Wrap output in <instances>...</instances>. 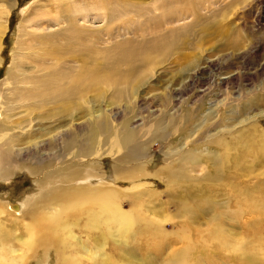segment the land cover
<instances>
[{"label": "bare ground", "instance_id": "bare-ground-1", "mask_svg": "<svg viewBox=\"0 0 264 264\" xmlns=\"http://www.w3.org/2000/svg\"><path fill=\"white\" fill-rule=\"evenodd\" d=\"M54 2L58 5L64 3L60 0ZM190 2L194 1L190 0ZM95 4L101 17L105 15L110 20L128 21L127 33L131 36L118 41L112 47L102 49L89 46L86 50L90 35H84V32L88 28L69 23L74 19L65 11H61L63 19L60 20V24H68L66 27L59 28L57 32L33 34L27 30L28 19L20 25L22 34H19L16 45H19L21 51L14 55L16 61L11 63L7 78L0 84V135L6 133V129L9 130L8 132L22 129L23 134H20L21 139L8 141L7 136L4 143L0 142V179L5 180L26 172L35 177L39 175L41 185H38L40 188H37V191L35 189L28 196L25 203L21 202V207L18 204L19 210L14 215L8 210L7 204L0 203V221L3 215H10L14 218V226L24 229L22 235L15 240H8L4 238V226L0 223V264H28L41 251L46 254L51 249L57 252L60 264H83L86 260L111 264L115 260L105 252V247L109 237H114L113 230L122 238V240L116 239L118 244H127L128 234L139 226L143 228L147 226L149 235L154 238L169 235L179 238L182 247L173 251L171 264L199 263L191 260V253L195 246L208 249L216 247L222 252L231 251L234 254L243 251L242 254L247 255L248 259L252 257L254 260L264 262V238H259L253 243L242 238H233L230 233L220 227L216 218L210 220L208 222L210 226L202 231L191 227L188 223L173 222L174 228L170 232L165 226V223L170 220L167 216L159 218L146 215L143 210L138 211V207L135 206L129 209L122 208L123 191L118 189L114 182L115 179L116 181L126 179L128 183L126 188L129 192L146 191L148 194L159 195L161 191L153 190L148 185L150 182L146 181L154 177L164 182L166 192L171 193L176 188L184 187L186 196L205 182H221L219 174L210 181L203 182L207 171L203 172L204 157L201 159V156L208 152L211 146H222L225 138H229L231 133L225 130L212 133L211 130L225 124L226 119H230L226 116L227 114L225 115L222 106L228 108L230 102H240L242 99L246 101V106H251L250 92H243L235 99L227 91L228 97H225L223 101L217 99L215 95L221 91L222 85L230 82L229 79L208 81L210 84L201 86L204 87L201 89L198 86V75L201 70L198 68L187 80L181 81L178 89L166 86L165 96L155 97L156 101L162 102L164 115L144 120L142 125L146 127V130L143 133L140 132L139 127L134 128L132 124L129 125L131 121L129 119L127 122L124 120L116 124L114 120L125 111L116 107L112 109V114L101 113L98 118L89 122L86 128H90L91 131L85 138L75 139V134L72 132L76 130L75 128L59 135L54 132L56 129L53 124L40 125L39 129L44 132L39 138L33 139L29 136V129L35 130V125L40 124L42 119L50 122L55 114L71 116L73 103L78 102V105L79 101L91 103L96 100L111 99L112 103L122 99L130 100L134 97L131 96L133 94L130 90L138 88L145 74L154 69L157 55L161 58L177 52L176 59L180 60L182 56L187 58L184 50L189 46H196V41L183 39L184 35L189 33L193 36H204L210 27V21L206 16H202L197 5L193 9L186 8L179 13L175 9H167L156 17L160 19L157 24L161 25L159 34L153 36L150 31L146 33L147 29L144 25L154 19V14L148 19H140L131 12L136 8L135 5L127 6L119 0L116 4H112V0H101L94 2ZM35 5L36 3L26 12V18L34 12ZM65 10L70 12L69 9ZM48 11L51 12L50 9ZM83 14V17L88 15L87 11ZM189 15L192 17L189 24L179 25L176 28L169 27L175 22L172 17H178V20H181L180 17L188 18ZM218 25H220L219 21ZM199 26L203 27L196 29ZM220 26L218 28L222 30V25ZM5 30V27L0 29L1 45ZM171 35L178 37L174 46L170 43ZM25 36L27 38H24ZM81 45L85 49L83 58L78 55L83 49ZM23 49L28 51L31 60L39 59L44 70L48 69L46 61L52 58L56 51L66 56L69 63L70 61L72 63L67 65L58 63L52 76L55 86L53 88L47 86V91L42 90L43 86L39 84L41 77L32 73L30 69L22 68L25 63L22 58ZM36 49H41V52ZM213 66L214 63L208 65V67ZM31 67L34 69L32 63ZM206 77L211 79L213 76L210 73ZM195 87L200 88L196 92L198 94H193L195 92L193 89L191 94L185 97V94ZM110 88L111 92H108ZM56 104L61 105L55 107L58 110L50 113L43 112L46 106ZM205 105H209V109L202 112ZM76 108L78 110V107ZM23 113L24 115L19 117ZM203 118H206V121ZM204 126L207 129L205 132L202 129ZM253 127L256 128V126ZM200 128L205 136L195 137V131ZM262 135L264 136V131ZM152 138L158 140L161 145L157 154L152 153L153 156L149 152L151 145H148ZM21 141L37 147L38 151L52 149V146L61 142L64 143L61 149L66 152V155L60 157V161L54 165L52 160H55V156L51 153L49 154L50 163L38 169L11 166L13 158L19 159L18 153L11 152V146ZM205 142L208 145L204 151L197 149L200 144L205 145ZM28 145L26 148H31ZM72 150H74L73 154H68ZM102 157L110 158L108 170H105L106 167L102 165ZM150 157L151 160L156 159L153 170L150 169L152 162L147 164ZM196 165H201L202 174L197 173ZM208 168L205 167V170ZM161 174L164 177H161ZM84 180H88L89 184H84ZM138 198L139 196L136 202L140 201ZM34 199H38L37 204L33 202ZM244 203L246 204L245 201ZM252 203L257 204V200H253ZM258 210L264 212V199ZM248 218H250L249 212L245 207L240 219L244 230L248 227ZM25 236L27 237L24 239ZM13 241H16L18 245H11ZM161 241L156 239L153 242L160 245ZM99 244L102 246H98ZM169 244L175 245L177 242L173 239ZM88 245L95 247L88 250ZM126 251L125 247L121 251H116L127 254L126 258H118L121 264H131L135 261L134 254L131 255Z\"/></svg>", "mask_w": 264, "mask_h": 264}, {"label": "rangeland", "instance_id": "rangeland-1", "mask_svg": "<svg viewBox=\"0 0 264 264\" xmlns=\"http://www.w3.org/2000/svg\"><path fill=\"white\" fill-rule=\"evenodd\" d=\"M54 1L0 0V29L1 27L6 28L2 37V45L0 44V84L7 78L8 68L11 63L16 61L14 55L21 51L19 45H16V41L19 34H22L20 25L26 19H28L26 23L27 30L33 34L57 32L59 28L66 27L68 24H60V20L63 19L61 11L71 14L74 20L69 23L79 24L84 28H88L84 32V35H90L89 44L85 43L86 50L89 46L102 49L112 47L118 41L131 36L130 33H127L128 21L110 20L105 15L102 17L99 15L98 7L96 8L94 2L101 0H60L64 2L60 5ZM66 1L69 3H65ZM119 1L127 6L135 5L136 8L132 9L131 12L140 19H148L154 14V19L144 25L147 29L146 33L150 31L153 36L159 34V26L161 24H157L160 20L156 19L158 15L163 14L167 9H175L179 13L186 10V8L193 9L196 5L200 9L202 16H206L210 21L209 31L205 32L204 36H193V34L189 33H186V36L184 35L183 39H194L196 41V46H189L184 50L188 59L186 56H182L180 60L176 59V56H178L177 52L170 53V55L167 54L166 57L161 58L157 55L154 69L145 74L143 79L140 80L138 88L135 87V89L130 90V93L133 94L131 96H134L130 100L122 99L112 103L111 99H108V101L96 100L91 103L79 101L78 105V102L76 104L73 103L71 104V116L54 113L52 121L47 122L42 119L40 124L35 125V130L29 129V136L37 139L44 132L39 129L40 125L53 124L56 129L54 132L59 135L75 128L76 130L72 131L75 134V139L85 138L91 131L90 128H86L87 124L98 118L101 113L112 114V109L116 107L125 110L114 120L116 124L124 120L127 122L129 119L131 120L129 125L132 124L134 128L139 127L140 132L143 133L146 130V127L142 125L144 120H149V118H154L157 115H164L162 102L156 101L155 97H164L166 86L178 89V85L182 83L181 81L187 80L190 74L194 73L198 68L201 70L198 75L199 87L210 84L208 81L229 79L230 82L222 85L221 91H218L217 95H215L217 99L223 101L225 97H228L227 91L235 99L243 92H250L251 106H246L244 99L240 102H230L228 108L227 106H222L225 115L227 114L226 116L230 119H226L225 124L211 130L212 133L218 130H225V132L231 133L228 136L229 138H225L222 146H209L210 150L201 156V159L204 157V161L201 160L203 163L202 168H204L203 172L207 171L203 182L210 181L217 174L221 177V182H205L202 186L193 189L188 196H186L184 187L176 188L171 193L166 192L164 190V182L154 177L146 181L150 182L148 185L153 190L161 191L159 195L148 194L146 191L129 192L126 188L128 184L126 179L122 181H116L115 179L114 182L115 186L123 191V194H121L122 208L129 209L131 206H135L138 207V211L143 210L146 215L158 216L159 218L165 215L171 220L165 223L166 230L170 232L174 228L173 222L188 223L191 227L202 231L210 226V223H208L210 220L216 218L220 223V227L230 233L233 238H242L251 243L259 240V238H264V212L258 210L261 207L262 199H264V136L262 135L264 131V0H193V3L190 0ZM116 2L117 0H112V4H116ZM35 3L34 12L26 18V12ZM162 4L164 5L161 7L160 5ZM64 8L69 9L70 12H67ZM158 8L159 10L157 11ZM85 11H87L88 15L83 17ZM172 18L175 19V22L169 27L176 28L179 25L189 24L192 17L191 15L188 18L182 16L180 17L181 20H178V17ZM218 21L222 25V30L218 28L221 27L218 25ZM201 27L203 26H199L196 29ZM141 30L143 31V27ZM24 38H27V36ZM177 38L176 35H171L170 43L173 45ZM173 46L171 47L172 49ZM23 50L24 56L22 58H24L25 63L22 68L30 69L32 73H36L41 77L39 84L43 86L42 90L47 91V86L51 88L55 86L52 76L58 63H63L64 65L72 63V61L69 63L66 56L60 55L56 51L55 55H52V58L46 61L48 69L44 70L39 59L31 60L28 51ZM36 51L41 52V49H36ZM84 53L85 49L83 48L78 55L83 58ZM161 59L163 60L161 61ZM31 63L34 65V69H32ZM209 63H214V66L208 67ZM74 65L76 66L75 62ZM207 73H211L213 77L208 79L206 77ZM203 88L201 87V89ZM193 89L195 91L193 94H198L196 92L200 88L195 87L188 91L185 97H188ZM108 92H111V88ZM56 106L61 105H48L43 112L56 111L58 110L55 109ZM76 107H78V110ZM208 109L209 105H205L202 112ZM23 115L24 113L19 117ZM203 119L206 121V118ZM246 120L248 121L245 123L244 121ZM65 121H68V123ZM85 121L87 123H84ZM253 126H256V128ZM202 129H204L203 132L207 130L206 126ZM200 130L201 128L195 131V137L205 136ZM8 131L6 129V133L0 135L2 138L0 142L4 143L7 136L8 141L22 138L20 136V134H23L21 133L22 129ZM149 144L151 145L149 146L150 155L153 156L152 153L154 155L157 154L161 148L158 140L152 138L148 142ZM27 145L24 144V141H21L11 146V152L19 154V159L13 158L11 166L35 167L38 169V167H45L50 163L49 154L52 153L55 156V160H52L54 165L60 161V157L66 155V152L61 149V146H64V143L62 144L61 142L52 146V149L48 148L43 151H38L37 147L31 145H28L31 148H26ZM207 145L205 142V145L200 144L197 149L204 151ZM192 147L196 148L193 145ZM73 152L74 150L69 151L68 154H73ZM101 159L102 165L106 167L105 170H108L110 158L102 157ZM151 159L150 157L147 164L152 162L150 169L153 170L156 166V159ZM77 161L79 162V160ZM195 167L198 168L197 173L199 175L203 173L201 165H196ZM205 167L209 168L205 170ZM161 177H164V175L161 174ZM87 181L84 180L83 183L89 184ZM38 185H41L39 175L35 177L26 172L5 180L0 179V203H3V205L7 204L8 207H6L14 215L19 210V205L21 207V202L25 203L28 196L35 189L37 191V188H40ZM35 186L37 187L35 188ZM137 196H139V202H136ZM253 200H257V204H253ZM33 202L37 204L38 199H34ZM245 207L249 212L250 218H248V227L244 230L240 219ZM22 208H25V204ZM11 217L10 215H3L0 223L4 226V238L15 240L22 235L24 229L14 226V218L12 217V219ZM135 229L128 234L129 241L127 244H118L116 239L122 240V238L117 236V232L113 230L114 237H109L105 247V252L115 260L111 264H121L118 258H126L127 254L116 252L121 251L124 247L127 250L126 252H130L131 255L134 254L135 256V261H132L131 264H171L173 251L182 247L179 238L175 236L169 235L167 237L159 236L154 238V236L149 235L147 226L145 228L139 226ZM156 239L158 241L163 240V242L161 241L162 243L157 245L153 242ZM173 239L177 244L170 245L169 243ZM11 245L17 246L18 243L13 241ZM88 246V250L95 247ZM98 246L101 247L102 245L99 244ZM78 248H80V244H78ZM178 251L180 252L181 250ZM242 252L234 254L231 251L222 252L216 247L208 249L195 246L194 251L191 253V260L192 262L198 261L199 263L197 264H264L263 261L254 260L252 257L248 259L247 255L242 254ZM78 253L79 250H77ZM28 264L60 263H58L57 252L51 249L46 254L41 251ZM83 264L100 263L86 260Z\"/></svg>", "mask_w": 264, "mask_h": 264}]
</instances>
